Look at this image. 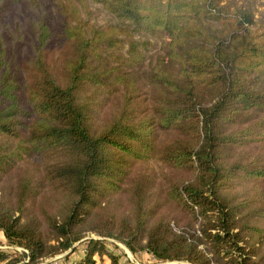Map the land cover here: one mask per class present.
I'll use <instances>...</instances> for the list:
<instances>
[{
	"label": "trees",
	"instance_id": "trees-1",
	"mask_svg": "<svg viewBox=\"0 0 264 264\" xmlns=\"http://www.w3.org/2000/svg\"><path fill=\"white\" fill-rule=\"evenodd\" d=\"M40 1L0 0V231L24 250H0V264H36L91 233L74 264H121L102 237L160 261L264 264V163L242 155L264 141V25L223 0H92L119 24L68 18L53 53ZM6 2L29 12L10 48ZM85 3L58 6L75 14ZM208 15L228 24L212 28ZM158 33L163 54L142 69L147 42L131 36ZM160 132L172 137L159 147ZM152 157L168 171L162 201L186 218L178 232L146 206L151 179L122 185ZM119 191L121 213L110 208Z\"/></svg>",
	"mask_w": 264,
	"mask_h": 264
},
{
	"label": "rangeland",
	"instance_id": "rangeland-1",
	"mask_svg": "<svg viewBox=\"0 0 264 264\" xmlns=\"http://www.w3.org/2000/svg\"><path fill=\"white\" fill-rule=\"evenodd\" d=\"M60 0H41V4L45 10V19L52 26L55 31V37L51 42L50 50L53 53H56L60 48V33L61 28L64 26L65 21L70 18V22L74 24L77 19L83 23L84 26H93L96 28H103L109 25L119 24L117 18L109 12L107 9L103 7L101 3L94 2L92 0H86L85 8L80 7L79 4H76L78 11L75 14H68L66 11L62 10L58 6V2ZM65 1V0H61ZM224 6V11L234 10L235 8H244L248 9L255 20L261 25H264V0H223L218 3V7ZM28 9L25 4L21 5H13L9 2H6L4 10L1 14V20L4 25V36L8 41V47L10 48V39L13 36V30L16 26H26L27 17H28ZM214 13V12H213ZM208 14H211L208 12ZM211 15L206 17V22L212 26V28H222V26L228 24V22L217 21L215 19H211ZM228 21V20H227ZM123 37V36H121ZM132 39L139 41H146L147 45L145 49H143L144 53V62L142 65V69H150L155 65L156 59L158 56L163 54L162 42H166L168 39L166 35L162 33H158L156 35L149 34H133L131 36ZM126 44L124 43V47L120 50L116 51V55H125ZM145 90V88H142ZM142 106L144 108V102L141 100ZM104 110L102 115L106 112L107 108L103 105ZM172 136L165 135L160 132L158 134V138L156 141L157 146H162L163 143L170 140ZM242 155L244 156V161H251L254 158L258 160V163H264V141H258L251 143L249 146L242 151ZM256 156V157H255ZM168 172L167 169L160 164L159 161L155 157H152L148 160L137 161L134 162L130 168L128 175L122 184L123 186H130L132 183L138 182V178H147L152 180V184L144 186L145 190L147 189L146 194V206L153 207L155 210L154 215H164L166 216L170 222V226L174 231H180L177 227L185 223V216L181 213L177 208H173V206L169 202H164V187L166 185L163 184V176ZM15 179H7L6 183L11 184ZM113 199L111 202L110 208L115 212L121 213L125 212L128 204V193L125 191L113 192L109 196ZM177 212L178 217L175 219H170L173 214ZM177 220V224L174 222ZM98 238V236L94 233H91L80 241L75 242L73 247L68 250L57 254L52 257H48L41 262L36 264H74L78 260H80L85 253V239L86 238ZM101 238V237H100ZM104 239L107 248L113 253L119 256V261L121 264H193L187 260L181 261H160L157 260L151 253L140 250L135 253L131 252L122 242L110 237H102ZM0 250L7 251L11 255H21L24 250L21 247L15 245H9L5 239V241L0 245ZM96 264H110V261L107 256L98 257L95 256ZM24 261L19 262L18 264H22Z\"/></svg>",
	"mask_w": 264,
	"mask_h": 264
},
{
	"label": "crops",
	"instance_id": "crops-1",
	"mask_svg": "<svg viewBox=\"0 0 264 264\" xmlns=\"http://www.w3.org/2000/svg\"><path fill=\"white\" fill-rule=\"evenodd\" d=\"M5 241V238L2 234V232L0 231V245Z\"/></svg>",
	"mask_w": 264,
	"mask_h": 264
}]
</instances>
